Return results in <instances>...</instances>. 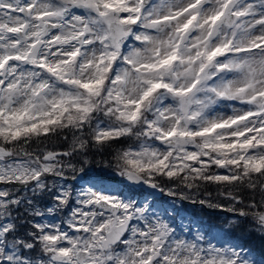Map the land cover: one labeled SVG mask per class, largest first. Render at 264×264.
Wrapping results in <instances>:
<instances>
[{
	"label": "snow or ice",
	"instance_id": "snow-or-ice-1",
	"mask_svg": "<svg viewBox=\"0 0 264 264\" xmlns=\"http://www.w3.org/2000/svg\"><path fill=\"white\" fill-rule=\"evenodd\" d=\"M237 230L264 241V0H0V264H264Z\"/></svg>",
	"mask_w": 264,
	"mask_h": 264
},
{
	"label": "trees",
	"instance_id": "trees-1",
	"mask_svg": "<svg viewBox=\"0 0 264 264\" xmlns=\"http://www.w3.org/2000/svg\"><path fill=\"white\" fill-rule=\"evenodd\" d=\"M71 137L69 136L68 140H65L63 138H54L52 140H48L43 144H33L32 149H35L37 152H41L42 150H53V151H63L68 148V142L70 141ZM136 140L135 138H123L120 143L116 145L117 148H123L127 147L129 144L135 145ZM30 149V150H32ZM111 151V150H110ZM66 159V158H65ZM112 157L106 154H97L95 155L92 160L91 167L93 170L98 171L100 173L107 171V169L104 168V164L106 161L111 160ZM97 162H99L97 164ZM73 163H76V161H73ZM78 166V165H77ZM179 190V189H177ZM186 191V190H185ZM208 191L212 192V199L216 200V186L210 185L208 188ZM204 190L201 189V196L202 198H207L203 196ZM222 202V198H219ZM44 203V202H42ZM181 206L179 207L180 211L183 212L187 217H190V220L195 219L198 221L204 222L206 225L214 226L215 228H223V220H224V214L218 213L215 210L208 209V208H201L199 205H193L189 201H181ZM201 219V220H200ZM228 229L225 228V231ZM235 236L239 237L242 240H245L248 244H250L254 248H261L264 247V241H262L258 236H252L249 237L247 235V232H241L237 230L234 233Z\"/></svg>",
	"mask_w": 264,
	"mask_h": 264
},
{
	"label": "rangeland",
	"instance_id": "rangeland-1",
	"mask_svg": "<svg viewBox=\"0 0 264 264\" xmlns=\"http://www.w3.org/2000/svg\"><path fill=\"white\" fill-rule=\"evenodd\" d=\"M221 111H223V112H229L230 109H228V108H222ZM136 144H137V141H136L135 145H136ZM135 145H134V146H135ZM48 179L51 180L52 178H51V177H48ZM165 202H166V201H165ZM171 203H172V201H169V202H167V203L164 204V205H162V204H158V203H157V207H158V208H159V207H169ZM185 217H187V216H185ZM163 218H164V217H162V219H163ZM187 218L190 219L189 216H188ZM214 242H215V241H214Z\"/></svg>",
	"mask_w": 264,
	"mask_h": 264
},
{
	"label": "water",
	"instance_id": "water-1",
	"mask_svg": "<svg viewBox=\"0 0 264 264\" xmlns=\"http://www.w3.org/2000/svg\"><path fill=\"white\" fill-rule=\"evenodd\" d=\"M98 173V172H97ZM158 195V193H156V196Z\"/></svg>",
	"mask_w": 264,
	"mask_h": 264
},
{
	"label": "flooded vegetation",
	"instance_id": "flooded-vegetation-1",
	"mask_svg": "<svg viewBox=\"0 0 264 264\" xmlns=\"http://www.w3.org/2000/svg\"><path fill=\"white\" fill-rule=\"evenodd\" d=\"M161 198H163V197L161 196Z\"/></svg>",
	"mask_w": 264,
	"mask_h": 264
}]
</instances>
